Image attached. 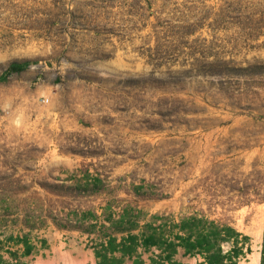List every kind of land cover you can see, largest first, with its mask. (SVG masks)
<instances>
[{
  "label": "rangeland",
  "instance_id": "obj_1",
  "mask_svg": "<svg viewBox=\"0 0 264 264\" xmlns=\"http://www.w3.org/2000/svg\"><path fill=\"white\" fill-rule=\"evenodd\" d=\"M193 216L248 235L238 264H260L264 0H0L6 263L170 264L122 249L210 229Z\"/></svg>",
  "mask_w": 264,
  "mask_h": 264
},
{
  "label": "trees",
  "instance_id": "obj_2",
  "mask_svg": "<svg viewBox=\"0 0 264 264\" xmlns=\"http://www.w3.org/2000/svg\"><path fill=\"white\" fill-rule=\"evenodd\" d=\"M100 186L96 185L94 190H97ZM90 188H86L84 191H89ZM93 216H96L91 212ZM155 219H164L162 215L154 216ZM192 220L200 221L202 224L210 225V229L205 233H201L198 236L189 229L185 223H174V229H178L177 233L174 234L173 239H157L154 235L151 237H146L142 242H137L135 235H130V240L134 241L135 247L133 249L124 248L123 255L132 257L134 251L138 245L144 246L146 249H150L153 246L158 247L162 251L166 252V259L170 264H185L181 261L174 260L173 256L179 251V247L185 249V254L197 255L201 254L204 257V264H238L239 260L246 257L247 253L251 251V246L249 245L250 237L244 235L242 232L238 231L235 227L229 224H219L215 220H210L205 217L197 218L195 216L191 217ZM137 225L131 226L129 228L118 229L120 231H131L136 228ZM165 224H162L163 229H165ZM195 239L193 240V238ZM224 244H229V249H224ZM110 251L116 252L119 250V246L111 244ZM31 247L28 246L26 253H31ZM14 257L18 258L16 252L9 251ZM98 256H100L98 254ZM0 264H7L6 261L0 256ZM28 264V263H27ZM99 264H106L104 262H99ZM117 264V263H115ZM120 264H124L123 262ZM134 264H147L143 260H135ZM260 264H264V237L261 248V260Z\"/></svg>",
  "mask_w": 264,
  "mask_h": 264
},
{
  "label": "bare ground",
  "instance_id": "obj_3",
  "mask_svg": "<svg viewBox=\"0 0 264 264\" xmlns=\"http://www.w3.org/2000/svg\"><path fill=\"white\" fill-rule=\"evenodd\" d=\"M253 264H257V260L256 259L254 260Z\"/></svg>",
  "mask_w": 264,
  "mask_h": 264
},
{
  "label": "built area",
  "instance_id": "obj_4",
  "mask_svg": "<svg viewBox=\"0 0 264 264\" xmlns=\"http://www.w3.org/2000/svg\"><path fill=\"white\" fill-rule=\"evenodd\" d=\"M47 101V100H46Z\"/></svg>",
  "mask_w": 264,
  "mask_h": 264
}]
</instances>
